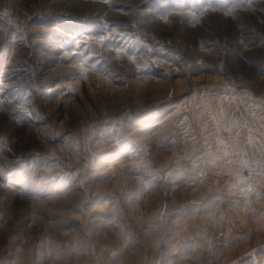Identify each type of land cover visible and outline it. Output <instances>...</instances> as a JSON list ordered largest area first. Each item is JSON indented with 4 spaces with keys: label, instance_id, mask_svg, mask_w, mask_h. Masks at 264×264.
<instances>
[{
    "label": "rangeland",
    "instance_id": "obj_1",
    "mask_svg": "<svg viewBox=\"0 0 264 264\" xmlns=\"http://www.w3.org/2000/svg\"><path fill=\"white\" fill-rule=\"evenodd\" d=\"M0 264H264V0H0Z\"/></svg>",
    "mask_w": 264,
    "mask_h": 264
}]
</instances>
